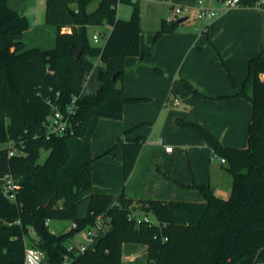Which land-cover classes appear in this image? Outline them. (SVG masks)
Instances as JSON below:
<instances>
[{
    "label": "trees",
    "instance_id": "trees-1",
    "mask_svg": "<svg viewBox=\"0 0 264 264\" xmlns=\"http://www.w3.org/2000/svg\"><path fill=\"white\" fill-rule=\"evenodd\" d=\"M92 1L45 0V21L55 27V43L39 48L26 47L22 39L30 27L26 15L0 0V142L13 141L16 149L13 155L10 146L0 149V181L10 173L17 184L14 200L0 192V264H22L27 239L48 264H122L125 242L145 245L148 264H264V80L259 77L264 49L249 59L246 79L236 92L252 105L246 147L225 146L201 124L186 123L213 156L224 159L223 169L232 178L228 198L207 184L178 183L197 189L201 201L94 192L90 139L99 118L120 119L125 103L148 98L126 97L122 85L125 57L139 54V0H100L90 11ZM258 2L239 0V5ZM119 3L131 7L128 18L117 15ZM89 25L111 27L102 46L91 45ZM178 26L174 18L162 20L155 38ZM95 60L103 63L98 88L82 93ZM74 95L73 133L48 137L44 122L52 111L50 102L64 109ZM138 126L122 137L118 159L124 180L145 142L141 134L129 136ZM42 148L48 154L40 163ZM107 154L113 155L112 150L101 156ZM139 214L153 219L137 221ZM97 216L108 226L84 252L69 251L68 243ZM46 219H66L76 228L55 233Z\"/></svg>",
    "mask_w": 264,
    "mask_h": 264
},
{
    "label": "rangeland",
    "instance_id": "rangeland-1",
    "mask_svg": "<svg viewBox=\"0 0 264 264\" xmlns=\"http://www.w3.org/2000/svg\"><path fill=\"white\" fill-rule=\"evenodd\" d=\"M99 1L100 0H93L92 5L88 6L90 7L88 8V10H94L96 8V4ZM172 3L174 5L187 4H182L181 0H139L141 52L138 55L141 56V60L144 65L151 67L152 71L155 73L156 76L165 79L168 77L169 72L171 73L170 93L168 99L166 100V109H169L174 114V111L176 112L177 107L173 106L170 100L172 98H178V100H180L181 102V107L179 106V109L181 111L185 110V113H189L191 112L190 109L194 104L187 97L191 96L190 94L195 96L196 93L193 94L191 91L188 90L185 82L181 79V76L184 71L194 65L195 55L193 53H189L188 50H171L168 47L172 44V37H174L173 35H179V33L183 32L185 29H189L192 32L198 29L197 32L200 33L199 27L200 24L203 22V19L189 18L187 24L180 25V27H178L175 31L172 32H162L157 36V38H155L156 33L161 29L162 20H165L170 17H173L174 19L182 17L181 15L178 17H174L172 15V12L170 11V5ZM7 4L9 5V7L25 14L28 20L30 21V27L25 30L22 34V38L24 40H27L28 44H34L40 37H44V39L54 37L55 40V27L53 25L47 24L45 21V0H7ZM204 4L208 5L207 0H204ZM221 5L222 1H217L216 7H219ZM240 6L245 8L258 7L264 9V7L259 4ZM130 11L131 7L126 4L119 3L117 5V15L121 18H127L130 14ZM192 13L193 12H191L190 14L192 15ZM210 19L212 18H209L207 20L211 21ZM108 32V29H104V27H102L101 25L87 26V33L90 39V43L93 46H102L106 40ZM94 34H98V41L96 42L93 39ZM48 44L50 43H45V45ZM211 48L214 52V55L216 56L215 63L217 64V69L220 70L219 73L226 74L232 84L235 85L236 79L234 78V75L228 63V58L224 56L222 52L219 51L221 56L220 57L217 54L215 48L212 46ZM134 56H127L125 57V59ZM224 61L226 63L227 68L232 73L233 79L228 75ZM94 64L95 66L93 70L88 75L87 80L83 85L82 92L84 93L88 90L94 89L97 85V73L100 68V63L95 60ZM101 64L103 65L102 62ZM159 64L162 66V68H164V72L156 71L155 65ZM211 67L214 70L216 68V65L213 64ZM205 68L210 69V66H207ZM140 70L141 67L139 71ZM139 71H136L134 69L129 71L125 69L122 83H124L125 85L126 83H129L128 86L133 88L143 86L144 83H153V80H148L145 76H143V78L139 77V74L137 73ZM246 76L247 71L244 77L241 79V82L239 84L240 86L245 81ZM124 95L126 96L125 91ZM196 96L203 99H207L204 101H208L211 103L210 111L212 113V118L217 121V129L221 134V138H218L220 142H223V140L225 139L228 140L229 143H235L244 146L247 145L248 125L246 121H244V117H242L241 122H239L238 118L236 117L237 114L245 113L244 107H242V105L245 106L244 103H246L248 112H250L251 116L252 105L250 99L247 96L236 95V93L219 97H204L200 95ZM219 99H235L239 100V102H235L233 100L234 103L228 102L227 105L221 107L220 104H218L217 102ZM163 100L165 102V98L160 99V96L156 95L153 99L149 101L125 103L124 106H131L132 109L129 111V114L123 115L120 119H113L104 116L100 117L92 136V140L94 142L93 152H96L97 149L103 146L104 141H107L108 143L112 142V146L110 147V149L114 150L116 146L118 147L121 144L120 138L123 137L124 129H126L131 124V122H133L130 121V117H132V115L138 116L143 113L154 111L155 105L159 102L161 104ZM156 113L152 112L151 114L154 115ZM186 123L189 122H184L182 121V119L177 117L173 119V125L162 126L160 124L156 125L147 121L141 122L139 124V127L147 133L148 140L142 145L139 151V154L142 153V160L132 179L131 175L136 166V161L138 159L139 154L137 156L133 169L126 180H124L123 177L121 163L119 159L114 156V154L107 155H110L118 161L119 166L117 175L115 174L112 168L107 167L104 163H97L98 161H100L99 159H101L103 156H101V154H94L93 152L91 153L92 168H95L98 171L99 175H101V177H103L102 173L104 174L105 171H107V178L109 180L116 179L117 181L119 178V190H123L124 195L127 194V190H132V192H134L135 194H150L148 193L149 191H152L154 189H160V187L163 185L171 187H173V185L178 186V183L180 182L177 179H174L169 176L165 171L166 168L169 169L171 172L173 171L177 175L190 176L191 178H193L192 183L195 185L202 184V182H205L206 184H209V186L213 188L215 192H217L216 194L218 196H220L221 198H228L232 185V178L231 175L223 169V166H225L226 163L221 162V156H211L209 154L208 146L206 145L205 141L200 136V134L197 132V130L191 126L186 125ZM225 123L226 128H224ZM193 124H198V122ZM181 128H189L191 129V131L193 130L198 141L200 139L202 143V148H198L197 146L194 147L192 145L194 141H192L191 139L185 140L179 137L176 133V129ZM158 135L161 138V141H155V137L157 139ZM9 146V141L0 142V149ZM167 147H169L168 150ZM167 153H170V155H166ZM47 154L48 150L42 148L40 150L38 162H44ZM95 163H97L96 166ZM130 179L131 182L129 183ZM194 191V193H196V195L198 196V199L201 200L202 195L200 194V192L197 189H194ZM150 217L153 219L152 216ZM69 225V220L52 219L50 220L49 228L51 231L59 233L62 230L67 229ZM32 237L37 238V236L33 233ZM78 240H80V237L77 236L74 241L77 242ZM29 243L30 240L27 239L26 244ZM133 245L137 249H139L140 246L143 244L133 243ZM122 254L124 257V261L122 264H133L128 262L129 260L126 259L128 257H125V253ZM143 255V252L139 249L137 251V255L134 258V264L146 263ZM41 264H48L44 255L42 256Z\"/></svg>",
    "mask_w": 264,
    "mask_h": 264
},
{
    "label": "crops",
    "instance_id": "crops-1",
    "mask_svg": "<svg viewBox=\"0 0 264 264\" xmlns=\"http://www.w3.org/2000/svg\"><path fill=\"white\" fill-rule=\"evenodd\" d=\"M196 1L197 0H191V1L181 0V3L182 4L187 3L185 5L189 4L190 6H194ZM207 4L208 6L216 7L217 1L207 0ZM91 5L92 3L89 6ZM173 5H174L173 3L170 5V11ZM191 12H193L192 15L190 14ZM181 16L182 17L185 16L186 19L180 22L178 27H180V25L182 24H187L189 18H197L196 9L192 8V10L189 13L182 14ZM168 19L169 18H167L166 20ZM199 19H203L202 20L203 22L200 24L199 27L200 33L197 32L198 29L194 30V32L190 31L189 29H185L183 32L179 33V35H173L174 37H172V44L168 47L171 50H179V51L188 50L189 53H193L195 55L194 65L189 67L186 71L183 72L181 79L185 82L188 90L191 91L193 94L196 93V95H200L204 97L205 96L219 97V96L235 94L238 90V87L240 86L239 84L241 82V79L244 77L247 71L249 59L257 55L261 49H264V9L258 7L245 8L238 5L213 17L212 19H210L211 21L207 20L206 18H199ZM102 27H104V29L105 28L108 29V31H110L111 29V27L108 25H103ZM65 31H70V28H66ZM23 41L26 47H39V48H50L53 47L55 43L54 37L53 38L50 37L47 39L46 38L44 39V37L42 38L40 37L37 40V42H35L34 44H28L27 40L24 39ZM45 43H50V44L45 45ZM210 45L214 47L216 51L222 52L223 55L228 58L229 61L228 60L227 61L230 65L234 78L236 79L235 80L236 85L232 84V82L226 76V74L219 73L220 70L217 69V64L215 63L216 56L214 55V52ZM140 52L141 49H140V36H139V53ZM96 61L100 63L99 70L102 69L103 65L101 64L100 60H96ZM124 64H125V69L129 71L133 69L139 71L141 67V70L137 72L139 74V77L143 78V76H145L148 80H153V83H149V84L144 83L143 86L137 88L129 87L128 86L129 83H126V85L122 83L123 90L126 93V97H146L148 98L146 101L153 99L156 95L157 96L159 95L160 99L165 98V102L163 100L161 104L159 102L158 104L155 105L154 111L143 113L138 116L132 115V117H130V121L133 122H131V124L126 129L146 121L156 125L160 124L162 126L173 125V119L178 117L182 119V121L184 122H189V123L198 122V124H201L214 137H216L217 139L221 138V134L217 129V121H215V119L212 118V113L210 111L211 103L208 101H204L207 99H203L189 93L191 96H188L187 98L191 100V102L194 105L190 109L191 112L185 113L186 112L185 110L181 111L179 109V106L181 105L180 100H178L177 97H176L177 99L172 98L170 100L172 105L177 107L176 112L174 111L173 114L169 109H166V100L168 99L170 93L171 73L169 72L168 77L165 79L156 76L150 66L144 65V63L141 60V56L139 55L126 58ZM213 64L216 65V68L214 70L211 67ZM207 66H210V69L205 68ZM155 67L160 68L164 72V68H162L160 64L155 65ZM162 71H158V72H162ZM259 77L260 79L264 80V73H260ZM98 85L99 83L97 80L96 87L94 89L88 90L87 92L95 91L98 88ZM175 100L177 101V103H174ZM233 100L235 102H239V100H235V99H219L217 102L218 104H220L221 107H224L225 105L228 104V102L234 103ZM244 105L245 106L242 105V107H244L245 113L237 114V116L236 115L235 116L238 118L239 122H241L242 117H244V121H246L248 125L251 120V116H250V112H248L246 103H244ZM131 109H132L131 106L130 107L123 106L122 116L125 114H129V111ZM152 112L154 113L157 112V113L153 115L151 114ZM224 128H226V123ZM126 129H124V131ZM124 131H123V135H124ZM176 133L179 137L185 140L191 139L192 141H194L192 144L194 147L197 146L198 148H202V143L200 139L198 141L193 130L191 131V129L189 128H181V129H176ZM140 134L145 137V142H146L148 140V135L139 126L136 130L130 133L129 136L133 137L135 135H140ZM92 136L90 139L91 153L93 152V143H94L92 140ZM120 140H121V144L118 147L116 146L114 150L111 149L112 153L117 158L121 157L122 154V138H120ZM158 140L161 141L159 135L157 136V139L155 137V141ZM223 142L226 146L229 145V147L243 148L247 146V145L244 146L235 143H229L228 140L225 139L223 140ZM223 142L221 143L223 144ZM107 143H108L107 141H104L103 146H101L99 149L96 150V152L93 153L102 154L108 151L112 146L111 145L112 142L108 144ZM209 154L213 156L210 148H209ZM166 155H170V153H167ZM99 160L100 161H98L97 163H101V164L104 163L107 167L112 168L115 174L117 175L119 165H118V161L115 158L111 157L110 155H105ZM141 160H142V153L139 154L138 156V159L136 161V166L131 175V179L133 178V175L135 174L137 168L139 167ZM97 163H95V166ZM165 171L169 176H171L174 179H177L180 183L193 184L192 183L193 178H191L190 176L177 175L173 171L171 172L169 169L166 168ZM102 176L103 177L99 175L98 171L95 168L94 169L92 168V182H93L92 190L94 192L113 193V194L119 193L120 191L119 190L120 182H118L119 178L117 181L116 179L109 180L107 178L108 177L107 171H105L104 174L102 173ZM131 179L129 183L131 182ZM202 184H206V183L202 182ZM197 185H201V184H197ZM194 192H195L194 189L182 187L180 185L178 186L173 185V187L163 185L160 187V189H154L152 191H149L148 193L150 194H135L134 192H132V190L130 191L127 190V194L125 196L131 199L150 198V199H163V200L201 201L202 199L201 200L198 199V196ZM214 193L216 194L217 192L214 191ZM76 237L77 236L75 235L72 241H74ZM139 249L144 254L143 257L145 258L146 261V263L144 264H148L145 245H141ZM139 249H137L132 242H125L122 244V253H125V257H128L126 258L129 260L128 262L133 264L135 263L134 258L137 255V251ZM123 261H124V257H123Z\"/></svg>",
    "mask_w": 264,
    "mask_h": 264
},
{
    "label": "built area",
    "instance_id": "built-area-1",
    "mask_svg": "<svg viewBox=\"0 0 264 264\" xmlns=\"http://www.w3.org/2000/svg\"><path fill=\"white\" fill-rule=\"evenodd\" d=\"M259 5L264 7V0H259ZM239 5V0H223L222 5L219 7H212L204 4V0H197L194 6L190 5H173L171 8L172 15L174 17L182 14L189 13L192 8L196 9L197 18H213L220 13L236 7ZM173 19L170 17L168 20ZM64 28L63 31H65ZM94 41H98V34H94ZM78 97L76 95L72 96L69 103L65 106L64 109H61L57 104L50 102L51 106V114L48 119L44 122L46 135L49 137L51 135H64L67 133H73V124H72V116L76 110V102ZM174 103H177L175 100ZM169 147H167V150ZM16 153L15 145L13 141H10V149L8 150L9 155H13ZM221 162H224V159L221 158ZM0 192L7 195L11 200L15 199V195L17 192V184L16 179L10 174H5L0 181ZM136 214L132 212L130 215ZM141 219L145 221H151L152 218L149 214H139L137 217V221ZM45 225L50 224V220H45ZM108 225L103 222L100 216L96 217L95 222L79 231L76 236L80 237V240L77 242L71 241L68 243L67 249L69 251L76 252H84L90 244H92L102 229H105ZM69 228H76L75 222H70ZM43 253L37 248L35 245L26 244L24 250V260L22 264H41ZM67 257L65 261H67Z\"/></svg>",
    "mask_w": 264,
    "mask_h": 264
},
{
    "label": "water",
    "instance_id": "water-1",
    "mask_svg": "<svg viewBox=\"0 0 264 264\" xmlns=\"http://www.w3.org/2000/svg\"><path fill=\"white\" fill-rule=\"evenodd\" d=\"M185 19H186V17L183 16V17H179L178 19H176V21H177V23H180V22L184 21ZM80 52H81V48H79V49L76 51V53H75V57H78L79 54H80ZM113 76H114V75H113Z\"/></svg>",
    "mask_w": 264,
    "mask_h": 264
}]
</instances>
